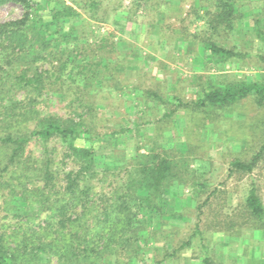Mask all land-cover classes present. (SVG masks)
Instances as JSON below:
<instances>
[{
  "label": "trees",
  "instance_id": "trees-1",
  "mask_svg": "<svg viewBox=\"0 0 264 264\" xmlns=\"http://www.w3.org/2000/svg\"><path fill=\"white\" fill-rule=\"evenodd\" d=\"M132 1L137 9L149 0ZM205 2V13L197 11L196 18L203 20L207 31L201 42L208 58L257 57L264 62V55L216 41L222 34L226 40L237 32L238 0ZM6 4L20 6L22 14L0 23V264H121V258L131 264L140 260L144 242L151 237L149 222L143 223L139 216L156 218L151 232L159 231L166 214L164 194L179 176L178 165L158 146L147 148L146 153L136 149L129 160L97 153L96 145L103 139L91 126L96 108L94 84L101 88L104 78H110L128 54L123 51L111 57V34L100 35L101 25L94 22L105 20L96 15V0L70 4L0 0V6ZM164 10L173 11L166 1ZM83 15L94 21L85 25ZM258 18H254L252 32L264 40ZM101 51L104 56H98ZM54 94L66 102L68 116L46 110ZM144 94L163 101L156 92ZM249 96L258 107L264 106V84L252 80L213 84L194 105L221 109ZM42 102L45 107L39 108ZM126 131L114 130L106 136L119 140ZM55 141L64 149L61 158L51 144ZM263 155L264 143L249 160H234L232 170L251 173ZM101 158L106 163L99 169ZM211 195L200 206L210 202ZM243 208L252 220L262 222L264 204L254 184ZM228 220L226 230L237 222ZM194 234L201 235L198 224ZM190 244V239L178 242L154 264ZM201 250L207 251L202 245ZM203 255L204 264H211L207 252Z\"/></svg>",
  "mask_w": 264,
  "mask_h": 264
},
{
  "label": "rangeland",
  "instance_id": "rangeland-1",
  "mask_svg": "<svg viewBox=\"0 0 264 264\" xmlns=\"http://www.w3.org/2000/svg\"><path fill=\"white\" fill-rule=\"evenodd\" d=\"M96 1V15L105 20L94 21L83 15L85 25L94 21L101 25L100 35L111 34V57L123 51L128 54L127 60L121 61L123 65L110 78H104L101 88L94 84L96 108L91 126L103 139L96 145L97 153L129 160L136 149L146 153L147 148L158 146L178 165L179 178L164 194L166 214L161 229L151 232L157 219L149 214L139 216L143 223L149 222L151 239L144 242L140 260L131 264H154L187 239L189 246L177 249L161 264H204L205 252L211 264H264L259 252L252 251L255 247L264 249V217L262 222L254 221L243 208L252 184L264 203V155L251 173L231 167L234 160H249L264 143V106L258 107L253 96L221 109L194 105L213 84L247 80L264 84V62L257 57L227 61L208 58L201 42L207 31L203 20L196 18L197 11L199 15L205 13V0H149L137 9L132 0ZM165 1L173 11L164 10ZM238 2L241 20L236 24L237 32L226 40L222 34L216 41L227 42L228 48L235 43L241 51L264 55V40L252 32L258 17L264 30V0ZM21 14L18 5L0 6V23ZM145 91L156 92L163 101L146 97ZM21 97L19 94L18 99ZM43 103L38 107H45ZM65 105L62 96L54 94L47 100L46 110L65 117L69 115ZM169 111L172 114L167 117ZM120 129L128 131L119 140L106 136ZM51 144L57 157H63L60 143ZM98 161L101 169L106 161ZM213 189L216 192L211 195ZM209 194L210 202L200 206ZM228 218L237 222L226 230ZM195 224L201 235L194 234ZM201 245L207 251H202ZM120 262L128 264L123 258Z\"/></svg>",
  "mask_w": 264,
  "mask_h": 264
},
{
  "label": "crops",
  "instance_id": "crops-1",
  "mask_svg": "<svg viewBox=\"0 0 264 264\" xmlns=\"http://www.w3.org/2000/svg\"><path fill=\"white\" fill-rule=\"evenodd\" d=\"M263 204H264V203H263ZM252 251H256V253H258V252H259V253H258L259 260H260V262H261V261H263V262H264V258H263V255H264V249L261 251V250H258V249H257V247H255V249H254V250H252ZM252 260H253L254 262H256V263H257V261H256L257 259H252ZM250 262H251V261H250ZM260 262H259V263H260Z\"/></svg>",
  "mask_w": 264,
  "mask_h": 264
}]
</instances>
